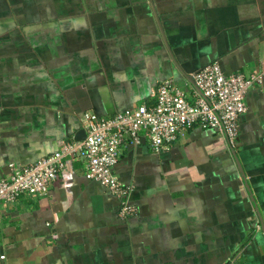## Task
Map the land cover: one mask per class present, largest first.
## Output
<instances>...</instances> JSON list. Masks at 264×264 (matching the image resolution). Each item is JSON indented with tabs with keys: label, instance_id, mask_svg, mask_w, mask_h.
<instances>
[{
	"label": "crops",
	"instance_id": "crops-1",
	"mask_svg": "<svg viewBox=\"0 0 264 264\" xmlns=\"http://www.w3.org/2000/svg\"><path fill=\"white\" fill-rule=\"evenodd\" d=\"M264 65V0H0V177L171 77ZM135 211L67 160L46 194L0 206V264H264V75L234 146L194 126L169 149H123ZM3 256V257H2Z\"/></svg>",
	"mask_w": 264,
	"mask_h": 264
},
{
	"label": "built area",
	"instance_id": "built-area-1",
	"mask_svg": "<svg viewBox=\"0 0 264 264\" xmlns=\"http://www.w3.org/2000/svg\"><path fill=\"white\" fill-rule=\"evenodd\" d=\"M263 75L264 65L257 72L245 74L225 72L214 60L186 75L189 93L166 77L158 81L147 100L133 107L112 115L87 110L81 115L82 138L64 139L56 150L32 163L8 164L7 172L0 177V206L14 203L20 195L46 194L65 161L79 160L84 176L117 198V214L127 218L135 211L129 198L132 186L113 170L123 149L144 142L152 152L160 153L194 126L211 128L234 146L246 110V93Z\"/></svg>",
	"mask_w": 264,
	"mask_h": 264
},
{
	"label": "water",
	"instance_id": "water-1",
	"mask_svg": "<svg viewBox=\"0 0 264 264\" xmlns=\"http://www.w3.org/2000/svg\"><path fill=\"white\" fill-rule=\"evenodd\" d=\"M84 136V131L83 129L79 130L78 133L75 135L76 139H80Z\"/></svg>",
	"mask_w": 264,
	"mask_h": 264
}]
</instances>
